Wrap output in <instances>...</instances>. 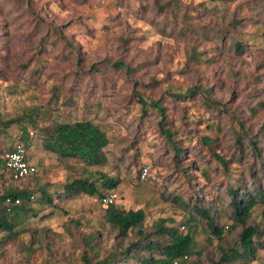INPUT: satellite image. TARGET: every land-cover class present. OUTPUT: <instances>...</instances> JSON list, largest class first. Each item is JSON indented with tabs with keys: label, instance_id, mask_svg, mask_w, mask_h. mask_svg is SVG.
Listing matches in <instances>:
<instances>
[{
	"label": "rangeland",
	"instance_id": "obj_1",
	"mask_svg": "<svg viewBox=\"0 0 264 264\" xmlns=\"http://www.w3.org/2000/svg\"><path fill=\"white\" fill-rule=\"evenodd\" d=\"M172 2L178 4L173 12ZM204 7L210 8V13H203ZM258 27L264 30V0H231L223 4L213 0H0V116L7 119L23 111H35L53 101L59 88L63 94L72 95L79 108L73 106L74 102L67 104L62 94L56 120L74 122L88 118L90 110L82 107L84 101L101 103L102 109L96 107L90 119L101 124L109 140L107 163L101 168L60 160L36 142L28 155L38 173L12 185L47 187L56 194L75 178L95 180L101 172L121 181L115 189L117 205L126 210L143 209L147 214L146 227L160 220L167 226L179 225L184 220L183 210L176 203L164 200L161 192L165 185L172 191L182 190V179L166 155L157 126L159 119L152 114L141 119L132 100L133 93L167 105L174 114L180 112L191 117L196 122H186L184 127L187 132L197 134L205 128L204 106L195 98L180 104L173 96L192 87H212L211 99L225 104L230 112L235 109L244 112V125L256 132L264 126V110L252 119L246 103L264 102V42L256 36ZM221 31L223 39H214L213 53L200 35ZM232 37L248 41L245 53L235 55L225 50V40ZM121 39L127 41L125 45ZM192 41L198 44V51L209 55V66L190 64L187 50ZM117 60L130 66L139 65L141 73L114 69L111 64ZM39 64L43 68L30 76V70L39 68ZM231 70L239 75L229 82L227 74ZM256 76L257 82L253 79ZM253 90L254 97L247 98L246 94ZM75 92H79V100ZM176 119V115L168 116V128L178 126ZM218 119L226 123L223 117ZM18 133V127L11 126L0 134V145L16 140ZM195 144L192 141L188 147ZM222 147L229 151L231 144L226 141ZM197 151L198 148L184 160L190 164L187 170L197 176L202 190H215L199 178ZM145 166H149L150 178L142 181L137 170ZM216 177L215 184L224 181L220 174ZM9 183L7 176L0 178V188ZM216 190L220 192L221 187L217 186ZM58 206V209L36 206L39 217L24 224L48 231L42 243L34 246L39 251L31 257V264H44L48 254L51 261L59 259L63 252L75 260L78 252L74 250L75 239L93 229L103 233L105 244H112L106 237L108 227L102 219L103 208L95 198L62 200ZM260 212V207L254 210L250 224L258 223ZM70 219L79 222L80 228ZM220 223L232 225L224 210ZM205 231L198 227L194 236L197 248L204 250L201 264H209L206 258L214 261L218 258L217 241L208 242ZM238 231L226 233L227 239L234 238ZM28 238V234L18 237L23 242ZM256 257L251 264H264V250ZM23 258L24 253L17 245L10 244L0 250V264H27ZM187 264L199 263L193 259Z\"/></svg>",
	"mask_w": 264,
	"mask_h": 264
},
{
	"label": "trees",
	"instance_id": "obj_2",
	"mask_svg": "<svg viewBox=\"0 0 264 264\" xmlns=\"http://www.w3.org/2000/svg\"><path fill=\"white\" fill-rule=\"evenodd\" d=\"M213 1L223 4L231 0ZM177 7L178 4L172 2L171 12ZM203 9V13H210V8ZM258 31L256 36L264 42V30L258 27ZM222 33L223 31L211 35L207 32L200 36L214 53L216 49L214 39L218 37L221 41ZM120 41L122 45L127 42L123 39ZM197 45L192 41L188 46V61L197 67L209 66L211 64L209 55L204 51H198ZM224 46H227L225 50L228 52L242 55L249 45L247 40L232 37L225 40ZM111 65L118 71L141 73L139 65L130 66L129 63L120 60ZM39 66L30 70V76L43 68V65ZM238 75V72L231 70L227 74V80L230 82L232 77ZM253 79L255 82L258 81L257 76ZM212 80L214 82V79ZM57 89L53 101L51 99L49 103L35 111H23L21 115L7 119L0 116V134L6 133L14 125L19 130L16 140L6 141L0 145V178L7 176L10 182L0 188V234H3L0 239V250L10 244L17 245L18 250L24 253L23 260L27 264H31V257L39 251V248L35 249L34 246L41 244L48 232L46 229L38 230L24 226L30 219L39 217L36 206L58 209V202L81 196L95 198L100 204L101 199L109 192L115 191L121 183L119 179L99 172L95 180L88 177L73 179L63 185L62 191L56 194L50 193L47 187L34 189L29 185L24 188L12 185L22 180L13 178L6 166V156L15 151L18 145L23 148L24 158L27 160L29 149L39 142L46 153L53 154L60 160H74L87 168H101L107 163L106 148L109 140L101 124H95L90 119L97 108L102 109L101 103L85 100L82 107L90 110L88 118L74 122H59L56 120L57 108L63 93ZM254 91L249 95L247 93L246 97L252 99ZM211 92L212 87L201 86L188 88L173 96L180 104L197 99V102L204 106L202 124L205 128H202V133L197 134L187 132L184 127L186 122H196L191 117L180 112L174 114L167 105L146 99L140 93H133L132 100L138 107L141 119L151 114L155 119H159L157 126L160 136L164 139L166 155L183 184L182 190L178 191L177 189L172 191L165 185L161 197L179 205L184 212V220L177 226H167L165 221L160 220L151 227H146L147 214L143 209L126 210L118 206L116 201L113 205L103 208L102 214L103 222L108 227L106 237L112 240L111 245L104 243L101 231L93 229L86 234H79L78 239H75L77 245L74 250L78 251L75 260L72 261L67 253L63 252L58 255L59 259L53 258L52 261L48 254L44 264L48 260L49 264H187L193 259L201 264L205 254L204 250L197 248L195 241L194 236L198 227L206 230L208 242L217 241L218 258L216 261L206 258L209 264H251L257 259V253L264 250V126L256 132L246 127L244 112L239 109L230 112L225 104L211 99ZM74 94L79 100L77 95L79 92ZM63 98L67 104L74 102L73 106L79 108L78 101H73L72 95L63 94ZM252 101L254 100L244 102H247L246 110L254 119L264 110V102L251 103ZM183 108L181 107V110ZM169 115L177 116L178 126L168 128ZM221 117L226 123L218 119ZM192 141L196 144L189 148L188 145ZM226 141L231 144L229 151L222 147ZM197 148V165L201 167V169L197 167L199 178L215 190H202L195 179L197 176L187 170L190 164L184 160ZM141 171L142 167L137 173L140 174ZM217 174H220L224 181L215 184ZM149 178L150 170L146 180ZM217 186L221 187L220 192L216 190ZM54 200H57V203ZM257 207L261 208L260 218L256 225H252L250 222ZM223 210L232 222L230 227L220 223ZM44 217L46 216L43 215L41 218ZM69 222L80 228L79 222L71 219ZM180 227L182 230L187 228V231H181ZM237 230H239L237 235L228 240L226 233L231 234ZM27 234L29 235L27 242L18 239L19 235ZM45 247H48L47 243ZM185 257L188 259L187 262L184 261Z\"/></svg>",
	"mask_w": 264,
	"mask_h": 264
},
{
	"label": "built area",
	"instance_id": "obj_3",
	"mask_svg": "<svg viewBox=\"0 0 264 264\" xmlns=\"http://www.w3.org/2000/svg\"><path fill=\"white\" fill-rule=\"evenodd\" d=\"M24 150L18 145L12 153L6 156V166L8 170L12 173V176L16 180H22L25 178L32 177L38 173V168L35 164H32L29 160L24 158ZM149 172V166L143 167L140 175V179L145 181ZM118 199V196L115 191L109 192L105 195L101 201L100 205L102 208H107L113 205ZM187 257L184 258V261L187 262Z\"/></svg>",
	"mask_w": 264,
	"mask_h": 264
}]
</instances>
